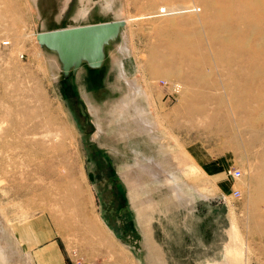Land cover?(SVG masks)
I'll return each mask as SVG.
<instances>
[{
    "label": "rangeland",
    "instance_id": "374dc122",
    "mask_svg": "<svg viewBox=\"0 0 264 264\" xmlns=\"http://www.w3.org/2000/svg\"><path fill=\"white\" fill-rule=\"evenodd\" d=\"M235 1L249 18L232 29L213 27L229 21L220 8L231 0H0V210L17 231L20 242L6 230L15 254L30 264H90L94 224L135 254L149 236L172 237L187 241L189 255L264 264V0L248 11L247 0ZM111 20L126 24L98 67L65 73L37 39ZM124 44L123 66L151 100L139 107L152 123L132 136L120 125L126 117L109 111L128 93L112 59ZM11 126L25 144L5 134ZM137 157L180 175L178 191L149 177L132 190L123 165ZM145 187L140 205L130 192Z\"/></svg>",
    "mask_w": 264,
    "mask_h": 264
},
{
    "label": "bare ground",
    "instance_id": "6f19581e",
    "mask_svg": "<svg viewBox=\"0 0 264 264\" xmlns=\"http://www.w3.org/2000/svg\"><path fill=\"white\" fill-rule=\"evenodd\" d=\"M214 1L223 2V1H226V0H214ZM231 1H233V2L230 3L229 5H224V6H222L220 8L221 12L229 15V17H228L229 21H225V22H219L218 21V22L215 23L216 26L213 25V27H217L218 28L219 26H228L229 28H232V29L234 28L235 29V27L238 25L239 21H241L242 19L249 18V16L245 17V15H243L241 13V10H242L243 6H241V5L239 6V4L235 0H231ZM247 1H248V3L244 4V9L245 10H247V9H249V7L253 6V0H250V1L247 0ZM124 23L126 24V21ZM124 27L125 26L120 27L118 33H120V31H122V29ZM117 34H115L114 36H116ZM123 34H124V32H123ZM126 35H127V33H126ZM234 46H236L237 48L241 47L240 43H238V44H236ZM227 48H231V47H227V46L224 45V49H227ZM255 49H257V48H255ZM125 51H126V47H125V44H124V45L120 46L118 48V50L112 52V59H113L114 67L117 69V77H118V79H120V80L123 79L125 81V83H127V85H128V89H127L128 93L125 95V97H122L118 101H114L111 105H109L110 104L109 103L108 105L110 106L109 111L112 114L115 111H118L119 115H122L123 117H126L125 120L120 125H122L121 127H124V130L126 131V133H128L127 134L128 136H132L133 135L132 134L133 131H136V130L143 131L147 127L150 126V123H152L150 121V114L148 113V111H145L144 108L140 109V107H139L141 99L149 100V102L151 100H150L149 92L144 88L142 83L136 78L135 79H131L129 77L128 72L124 68L123 63H122V59H121V55H120L119 52L123 53ZM251 51H252V53L249 55L248 59L252 60L253 55H257L258 50H255V51L251 50ZM53 61L55 63L54 57H53ZM247 63H248V64H246L247 67L251 66L249 62H247ZM252 65H254V64H252ZM119 68H120V72H118ZM169 83L170 82H168V84ZM175 85H176V86H174L175 87V91H178V89H180L181 86L179 84H176V83H175ZM130 111L133 113L131 118L128 117V115H130ZM10 115L11 114L6 113L4 116L6 118H8ZM1 116H3V115H1ZM0 119H2V118L0 117ZM255 129H257V128H255ZM22 132H23V129H19L18 130L17 128H14L12 126L7 128V129H5V134L6 135H11L12 137H16L18 139V140H16V142L18 141L19 144H21V143L25 144V142H22V140H19L21 135H22ZM50 133H52V132H50ZM46 135H47V133L45 135H43V136H46ZM52 135H53V133H52ZM47 136H49V135H47ZM124 137H126V136H124ZM256 139L261 140V138H259V137L258 138L254 137V140H256ZM6 145H8L9 147L12 146V145H10V143L7 144V142H6ZM1 146H4V144H2ZM123 168H124L123 174L125 175L124 177H125L128 185H129V187L132 188V190L134 188L133 186L137 182L140 181V178H148V177L149 178H154V183H155L156 187H168L172 191H174L173 193H176L178 191V187L180 186L178 184L181 181V180L179 181V179L181 178L180 175H179V177H180L179 178L178 174H176L174 172L166 171L163 168V166L161 165V163H156L155 161H153L151 159V157H149V158H147V157L146 158L145 157H142V158L141 157H137L133 164L127 163V164H125V166L123 165ZM47 173H52V171L48 170ZM262 178H264V177H262ZM78 191H81V188H79ZM147 192H148V190H147L146 187L143 188L142 190L140 189L137 192L136 191H134V192L131 191L130 192L132 194V198L131 199L134 200L135 202H139L140 205L141 204L143 205L142 201L145 200L144 195ZM131 194H130V196H131ZM177 197H179V196H177ZM256 215H257V213L253 212L251 214V216H250L251 219L255 220L256 219ZM52 219L56 221L55 214L52 216ZM4 223H6L5 222V218H4V216H3V214H2V212L0 210V255L1 256L3 255V257L4 256L7 257V261H9L10 264H19L20 262H23V261L25 263H22V264H30V262H31L30 255H28L23 260V258L25 257L26 254L23 257V256H20L19 254H15L14 252H16V251L13 252V250L11 249V243H10L7 231L10 232V234L12 235V238H15V239L17 238L18 239L17 231H15L14 228L8 226L7 223H6V225L8 227H6V228H8V229H6L3 226ZM18 241H19V239H18Z\"/></svg>",
    "mask_w": 264,
    "mask_h": 264
},
{
    "label": "crops",
    "instance_id": "0c3cea01",
    "mask_svg": "<svg viewBox=\"0 0 264 264\" xmlns=\"http://www.w3.org/2000/svg\"><path fill=\"white\" fill-rule=\"evenodd\" d=\"M98 227L93 224L89 237L95 243L91 251L85 252L90 264H220L217 255L199 257V249L189 255L186 240L176 242L156 236H149L146 240V244L143 245L145 253L135 254L107 228L100 225ZM177 243L183 249H175Z\"/></svg>",
    "mask_w": 264,
    "mask_h": 264
},
{
    "label": "water",
    "instance_id": "95a60500",
    "mask_svg": "<svg viewBox=\"0 0 264 264\" xmlns=\"http://www.w3.org/2000/svg\"><path fill=\"white\" fill-rule=\"evenodd\" d=\"M124 24L111 20L79 26L41 31L39 42L57 51L65 73L76 70L87 62L98 67L105 59V45Z\"/></svg>",
    "mask_w": 264,
    "mask_h": 264
},
{
    "label": "built area",
    "instance_id": "2783aa9c",
    "mask_svg": "<svg viewBox=\"0 0 264 264\" xmlns=\"http://www.w3.org/2000/svg\"><path fill=\"white\" fill-rule=\"evenodd\" d=\"M230 174H231L233 177L238 178V177L241 176V171H240L239 169L231 170V171H230ZM235 194H236V195H239L240 192L237 190V191H235Z\"/></svg>",
    "mask_w": 264,
    "mask_h": 264
}]
</instances>
